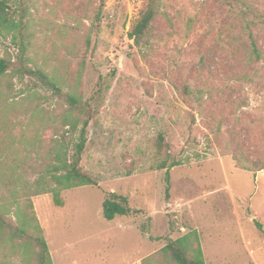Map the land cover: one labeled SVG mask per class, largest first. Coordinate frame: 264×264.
Returning a JSON list of instances; mask_svg holds the SVG:
<instances>
[{
  "label": "rangeland",
  "instance_id": "1",
  "mask_svg": "<svg viewBox=\"0 0 264 264\" xmlns=\"http://www.w3.org/2000/svg\"><path fill=\"white\" fill-rule=\"evenodd\" d=\"M9 2L22 26L0 31V58L95 98L81 167L99 187L34 195L69 105L9 72L0 78V210L32 235L39 226L53 264H168L160 250L191 232L206 264H264V170L236 165L264 166V24L252 27L255 61L241 19L264 20V0ZM151 6V33L138 46L129 32ZM186 85L203 106L184 100ZM159 134L188 157L169 184ZM109 193L143 213L106 221ZM36 262L25 242L0 240V264Z\"/></svg>",
  "mask_w": 264,
  "mask_h": 264
},
{
  "label": "trees",
  "instance_id": "2",
  "mask_svg": "<svg viewBox=\"0 0 264 264\" xmlns=\"http://www.w3.org/2000/svg\"><path fill=\"white\" fill-rule=\"evenodd\" d=\"M156 14V8L151 6L132 25L129 37L135 41L136 45L141 46L146 43ZM241 19L250 31L249 40L252 51L249 58L253 60L254 57L255 61H259L262 59V54L255 42L252 27L264 24V20H257L258 16L251 13H244ZM21 26L22 22L14 20V11L9 0H0V31H13L20 29ZM9 72L13 73L14 77H27L37 87L52 91L55 96L65 99L69 105L70 117L62 116L60 120L64 132L56 134L51 158H48V162L39 164V173L33 190L34 195L56 192L55 188L99 187V180L83 171L81 167L88 143L87 129L96 114L92 104L95 98L84 102L79 97L64 93L61 87L44 72L28 68L22 63L19 67H14L7 59L0 58V78L5 77ZM178 90L180 91L179 88ZM181 94L186 102L195 103L199 107L203 106L204 98L201 96V91L196 92L190 85H186ZM69 138H73V140L69 141ZM193 142L196 143L197 140L195 139ZM193 142L187 143L192 144ZM157 147L160 156H163V160L158 164V170L166 171V181L169 184L170 171L175 167L183 166L188 157L175 152L174 146L165 142L162 134L157 137ZM236 165L246 171L264 170V166L256 168V163L247 162L242 158L236 159ZM167 191L169 192L170 188ZM55 203L58 206L61 205L58 194L55 196ZM102 211L106 221H113L118 217H137L143 213L141 210L133 208L127 197L116 193L107 195L102 205ZM27 225L18 226L0 210V240L23 241L29 248L36 250V264H53L47 241L41 235V229L36 226V235H32L29 233ZM258 227L263 229L261 224H258ZM160 254L168 264H206L197 232H191L177 240H169L160 250ZM149 262L147 260L145 264Z\"/></svg>",
  "mask_w": 264,
  "mask_h": 264
}]
</instances>
